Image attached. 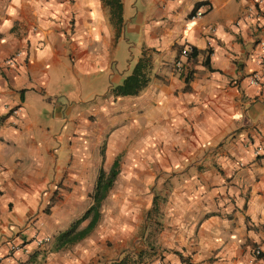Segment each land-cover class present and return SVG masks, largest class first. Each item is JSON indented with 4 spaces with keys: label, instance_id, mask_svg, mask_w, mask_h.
<instances>
[{
    "label": "crops",
    "instance_id": "crops-1",
    "mask_svg": "<svg viewBox=\"0 0 264 264\" xmlns=\"http://www.w3.org/2000/svg\"><path fill=\"white\" fill-rule=\"evenodd\" d=\"M103 1L0 0V264H110L143 249L146 234H153L156 251L146 264H264V88L247 84L250 73L264 70L258 45L264 41V4L120 0L116 26ZM196 4L202 15L192 18ZM184 47L193 48L195 57H181ZM143 49L150 53L146 87L133 97L108 96ZM18 51L23 57L6 64ZM127 51L131 59L119 72L117 60ZM68 86L79 94L86 89L83 104L91 106L75 112L67 134L78 149L67 144L65 165L51 172L47 135L34 130L27 111ZM14 108L18 113L10 117ZM88 115L109 128L108 166L118 156L119 174L123 161L135 155L125 145L137 143V157L158 160L166 178L130 184L153 189L138 240L132 218L120 234L92 231L54 251L69 200L80 203L75 192L82 189ZM94 166L97 173V160ZM171 166L176 170L169 172ZM156 196L157 215L147 226ZM38 237L48 242L37 247ZM12 243L19 244L17 251H8ZM252 248H259L258 259H251Z\"/></svg>",
    "mask_w": 264,
    "mask_h": 264
},
{
    "label": "rangeland",
    "instance_id": "rangeland-1",
    "mask_svg": "<svg viewBox=\"0 0 264 264\" xmlns=\"http://www.w3.org/2000/svg\"><path fill=\"white\" fill-rule=\"evenodd\" d=\"M130 59V52L127 51L122 53L120 59L117 60L119 72H121V69H126V63ZM84 90L86 91V89ZM97 90H100V88H97ZM85 91L79 94L74 86H68L65 90L63 89V91H60L62 94L56 99L54 97L43 96L42 100H37L32 103L30 108L31 111H27V113L29 112L28 118L32 121L34 130L43 132L47 135L49 142L48 147L54 157L51 172L57 171L59 167L65 165V154L69 152L68 145L72 147V150L74 149V146L75 149H78L76 142V144L70 142L68 144L67 141L69 139H67V134L72 130L75 112L91 106V103L83 104L86 101L84 98ZM68 93H70V95H68ZM70 100H73L74 103H77L78 101L82 102L81 104H71L69 103ZM100 100L102 99H95V101L99 102ZM97 123L99 124L95 127ZM101 124L103 127L99 126ZM85 129L86 134L83 135H86V140L82 143V151L85 153V157L82 159V162H85V166L82 170V189L79 192H75L76 196L79 195L81 199L78 204L77 200L74 201L71 197L65 221L60 224L61 229L67 227L71 221L78 218L88 206V194L91 191L96 175L94 163L97 160V167H99V150L102 145H104V154L107 151V131L109 130L107 124L101 119L95 121L93 115H88ZM90 132H92V136L88 137ZM137 147V143L132 142L125 145V149L129 148L130 150H133V153L136 156H131L129 159L124 160L123 164L120 165L119 174L115 184L100 207V219L93 230V234H112V232L113 234H120L122 227H125L126 220L135 218L137 222V227L133 233L135 241L140 238L144 225L145 211L150 209L153 189L149 191L147 187V190L142 192L140 189L131 188L130 184L136 186L138 183L144 181L150 186L155 177L166 178V175L161 174V172L166 171V168H162V164L158 160H143L138 158L136 154ZM181 163L182 164L180 165L178 164V167L182 165L184 166L188 162L184 161ZM102 168L104 170L109 168L105 159L102 163ZM169 168H171L169 172L176 170L172 168V166ZM158 182H160V180ZM160 184L162 187L165 185V183ZM67 193L71 194L72 192L69 191ZM57 194L58 191L55 190L52 193V196L56 197ZM45 206L47 207L48 205ZM42 212H47V208H42ZM60 212L61 209L58 210V214ZM32 217L34 219V216ZM32 217L27 219V221L31 220ZM116 227L118 230H116ZM153 228L154 227L152 226L149 230L153 231ZM150 239L151 238H149V240ZM140 243L141 241L136 243L135 246L140 245Z\"/></svg>",
    "mask_w": 264,
    "mask_h": 264
},
{
    "label": "trees",
    "instance_id": "trees-1",
    "mask_svg": "<svg viewBox=\"0 0 264 264\" xmlns=\"http://www.w3.org/2000/svg\"><path fill=\"white\" fill-rule=\"evenodd\" d=\"M104 5L109 8V15L113 19L116 26L121 22V5L120 0H104ZM199 4L194 6L192 13L198 8ZM119 29H116V35ZM186 58L191 59L195 57L196 51L189 48ZM206 65V62L204 63ZM150 73V53L147 50H142L140 57L134 63L129 74L125 76L122 81L107 90V95L113 98L118 97H133L139 94L149 82ZM104 159V145L99 150L100 165L97 169L95 179L93 181L92 189L88 194L89 204L86 209L74 219L62 231L56 233L52 242V250L67 248L76 244L89 235L96 227L100 219V207L107 197L110 189L114 185V181L118 175L119 158L116 156L107 170L102 168ZM158 200L156 196L152 201V208L147 214L148 222L157 215ZM150 224V223H149ZM153 234H146L143 238L144 248L132 252H124L123 255L116 261L110 264H146L156 255L155 247L152 246L149 238Z\"/></svg>",
    "mask_w": 264,
    "mask_h": 264
},
{
    "label": "built area",
    "instance_id": "built-area-1",
    "mask_svg": "<svg viewBox=\"0 0 264 264\" xmlns=\"http://www.w3.org/2000/svg\"><path fill=\"white\" fill-rule=\"evenodd\" d=\"M259 3L261 4H264V0H258ZM202 15V12L200 10H195L192 14V18H198ZM259 54L260 56L264 55V41H261L259 42ZM190 51L189 48L187 47H184L180 50L179 54L181 57H186L188 52ZM23 57V52L22 51H18L16 52L15 54H13V56H11L10 58H8L6 60V64H11V63H14L16 61V59L18 60L20 57ZM175 67L176 68H179L181 66L180 62L179 61H176L174 63ZM247 84L250 86V87H253V88H257V89H261V88H264V70L261 71V72H252L250 73L248 76H247ZM18 113V109L17 108H14V109H9L8 111V114L10 117H14L16 114ZM261 152V148H257L255 151H254V155H257ZM48 242V238L46 237H38L35 241V245L37 247L45 244ZM19 249V244H10L9 247H8V251L10 252H13V251H17ZM250 256H251V259H258L260 257V250L259 248H252L251 251H250ZM155 264H164L162 262L161 259H157L155 261Z\"/></svg>",
    "mask_w": 264,
    "mask_h": 264
}]
</instances>
